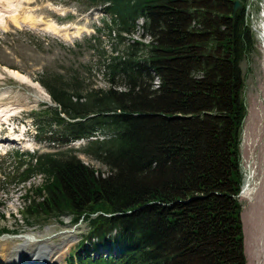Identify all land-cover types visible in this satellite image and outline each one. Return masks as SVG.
Returning a JSON list of instances; mask_svg holds the SVG:
<instances>
[{"label": "trees", "instance_id": "16d2710c", "mask_svg": "<svg viewBox=\"0 0 264 264\" xmlns=\"http://www.w3.org/2000/svg\"><path fill=\"white\" fill-rule=\"evenodd\" d=\"M85 1L112 16L98 28L114 39L112 51L98 49L108 86L45 70L38 81L56 106L35 119L58 144L101 137L80 149L16 150L0 183L40 175L22 195L24 218L87 223L68 264H246L237 196L248 112L240 63L255 43L249 0L235 13L234 0ZM138 26L146 42L134 38ZM92 39L89 49L103 42ZM111 247L116 254L99 251Z\"/></svg>", "mask_w": 264, "mask_h": 264}, {"label": "rangeland", "instance_id": "374dc122", "mask_svg": "<svg viewBox=\"0 0 264 264\" xmlns=\"http://www.w3.org/2000/svg\"><path fill=\"white\" fill-rule=\"evenodd\" d=\"M2 4L9 3L2 0ZM17 12L21 16H31L35 20L54 22L57 25H76L81 28L77 34L60 36L49 33L46 30L30 27L25 24H15L11 18L7 19L5 28H0V111H3L0 118L11 117L17 124L10 126L7 133L1 137H15L14 142L4 139L0 141V175L4 172H11L15 165V149L21 151L49 152L74 147L80 149L87 140L72 142L69 145H59L49 142L47 139L49 130L42 124L41 130L36 135L31 118L36 112L47 109V106L54 107V101L48 95L47 90L38 81L40 73L45 70L52 73H63L65 78L71 75L72 69L80 72L87 83H93L95 87H107L105 79V68L100 63L98 49L101 47L112 51V42L107 36V31L99 32L98 28L103 27L102 16L107 21L111 15L103 11L101 6H90L85 0H16ZM247 6L249 20L254 31V46L240 63L242 74L245 78L243 97L247 106L242 127L241 139V167H243V191L244 180L249 178L245 196L240 193L237 196L240 201L241 219L244 235V253L247 258L246 264L264 263V54L260 47L259 35L256 28L262 21L259 1L249 0ZM248 3V4H249ZM138 24L142 23L139 19ZM141 27H137L134 38L143 39ZM92 35H100L103 42L95 48H88L87 40L93 43ZM149 39L146 36L145 42ZM88 40V41H89ZM87 45V46H86ZM82 66H85L83 69ZM7 71L19 72L25 75L33 84L20 82ZM157 81V80H156ZM8 97V98H7ZM28 102L27 106L22 103ZM14 102V104H12ZM8 103L12 104L8 107ZM8 117L3 113L8 109ZM12 114V115H9ZM10 118V119H11ZM2 119L0 120L2 125ZM26 119L25 125L21 122ZM53 124L51 127L53 128ZM5 130V128H4ZM57 143V142H56ZM7 151V152H5ZM82 160L94 167L105 170V167L93 160L85 153L78 154ZM28 155L26 154L25 157ZM7 178L5 183H0V243L13 247L28 241L35 242L34 246L26 249L30 252L41 244L53 245L57 249L54 253L62 252L54 264H66L70 248H76L88 228L87 223L72 221L69 215L62 217L44 218L39 220L29 218L27 221L22 209L24 199L22 197L28 186L39 185L42 176L32 178L24 186L15 185L13 177ZM6 228L7 233H2ZM69 238L71 240H69ZM38 243V244H37ZM6 244V245H7ZM66 247L65 251L64 248ZM63 248V250H61ZM69 248V249H67ZM10 251V249H9ZM56 253V254H58ZM263 263H262V262ZM49 262V260L47 261Z\"/></svg>", "mask_w": 264, "mask_h": 264}, {"label": "bare ground", "instance_id": "6f19581e", "mask_svg": "<svg viewBox=\"0 0 264 264\" xmlns=\"http://www.w3.org/2000/svg\"><path fill=\"white\" fill-rule=\"evenodd\" d=\"M6 1H8L9 3L2 4L3 1L0 0V28L7 27L6 26L7 19L11 18L12 21L17 25L22 23V24L30 26L31 28L34 27V28H38L42 30L44 29L48 31L49 33L57 34L60 36L62 35L68 36L69 34H72V35L77 34L81 30V28L76 25H73V26L57 25L54 22H45L40 19L35 20L29 15L21 16L17 12V6L15 4V2L17 1L16 0H6ZM258 1H259L262 21L260 23L261 25L256 28V32H257V35H259V39L261 43L260 47H261L262 53L264 54V0H258ZM6 17L8 18L5 19ZM7 74L10 76H13L20 82H28L33 86L31 81L25 75L19 72L17 73L14 71H7ZM12 104H14V102ZM12 104L8 103V107H11ZM22 105L27 106L28 102L26 101L22 103ZM10 110H12V108H8L3 114H6ZM2 112L3 111H0V116ZM248 181H249V178L246 177L244 180L243 191L242 193H240L241 196L243 195L245 196L246 188L248 187V184H249ZM69 240L71 239L69 238ZM6 244H7V241H5V244L3 245H1L0 243V264H54L55 261L58 258H60V256L62 255V252L58 253L59 250L54 253V250H56L57 248L53 245H47V244L46 245L41 244L39 247H37L33 251L25 252L26 249L30 248V246L35 245V242L28 241V239H25V242L21 243V245L18 244L13 247H9V245L8 244L6 245ZM63 248H61V250H63ZM48 260L49 262H47Z\"/></svg>", "mask_w": 264, "mask_h": 264}, {"label": "water", "instance_id": "95a60500", "mask_svg": "<svg viewBox=\"0 0 264 264\" xmlns=\"http://www.w3.org/2000/svg\"><path fill=\"white\" fill-rule=\"evenodd\" d=\"M241 7V3L240 0H234V4H233V11L235 13V11H237L239 8Z\"/></svg>", "mask_w": 264, "mask_h": 264}]
</instances>
